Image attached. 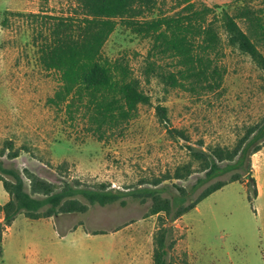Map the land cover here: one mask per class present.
<instances>
[{
  "label": "rangeland",
  "instance_id": "374dc122",
  "mask_svg": "<svg viewBox=\"0 0 264 264\" xmlns=\"http://www.w3.org/2000/svg\"><path fill=\"white\" fill-rule=\"evenodd\" d=\"M190 1L217 10L227 8L231 13V7L243 3L264 7L262 0ZM173 5L167 0L158 12H172ZM75 7L73 0H48L47 4L41 0H0V148L6 141H13L20 150L13 161L18 169H29L58 188L65 182L79 181L83 185L107 183L130 193L135 188L150 187L189 160L186 142L169 136L157 116L158 106L167 108L170 127L185 130L192 145L203 141L206 146L233 147L246 127L264 123V74L249 57L227 48L224 94L197 99L181 90L165 91L154 79L147 82L141 70L150 43L119 25L102 55L125 61L143 80L151 101L140 107L137 118L108 131L103 141L98 140L84 117V108L72 121L65 104H48L61 84L60 74L42 67L40 40L36 41V29L41 27L24 16L39 12L66 16L74 13ZM263 156L260 151L251 158L257 188L262 192L253 206L248 200L253 188L247 183H231L175 223V242L170 251L175 264H264ZM198 177L195 174L188 181L165 184L188 187ZM8 200L0 183V206ZM151 204L129 197L125 206H92L85 214L67 217L77 222L104 218L110 220V226L118 225L119 220L139 223L144 239L152 241L149 252L154 264L158 216H148ZM55 230L59 233L52 220L19 216L4 233L0 264H49L50 248L58 238ZM144 248L146 251V241ZM56 262L64 264L62 260Z\"/></svg>",
  "mask_w": 264,
  "mask_h": 264
},
{
  "label": "trees",
  "instance_id": "16d2710c",
  "mask_svg": "<svg viewBox=\"0 0 264 264\" xmlns=\"http://www.w3.org/2000/svg\"><path fill=\"white\" fill-rule=\"evenodd\" d=\"M73 1L74 13L66 16L44 12L24 16L41 27L36 29V41L40 40L42 67L60 74L61 84L48 104H65L72 121L84 108V117L93 126L90 130L100 141L108 131L137 118L140 107L151 101L143 80L125 61H112L102 55L119 25L149 41L141 76L147 82L156 80L165 91L181 90L197 99L222 96L227 48L249 57L264 74L263 6L243 3L231 7V13L227 8L217 10L190 0H171L174 7L168 13L158 12L167 0ZM41 2L47 4L48 0ZM156 110L169 136L186 142L189 160L150 187L135 188L130 193L107 183L83 185L79 181H68L58 188L29 169H18L13 161L20 150L13 141H6L0 148V183L10 200L0 207V258L4 233L21 215L39 220L85 214L92 206H125L130 197L142 203L151 201L148 216H158L154 264H175L170 259L175 223L204 199L231 183H247L253 188L252 196L248 192L253 206L259 191L251 158L264 147V123L246 127L233 147L206 146L203 141L192 145L185 130L170 127L166 107L158 106ZM195 174L199 175L197 181L188 187L165 184L188 181Z\"/></svg>",
  "mask_w": 264,
  "mask_h": 264
},
{
  "label": "crops",
  "instance_id": "0c3cea01",
  "mask_svg": "<svg viewBox=\"0 0 264 264\" xmlns=\"http://www.w3.org/2000/svg\"><path fill=\"white\" fill-rule=\"evenodd\" d=\"M261 152L264 153V148ZM261 194L259 191L258 199ZM65 215L39 219L52 220L54 228L56 224L59 231L55 230L58 238L53 240L50 248L49 264H56L58 260L64 264L73 261L75 264H152V252H149V247L152 251V241L144 239L139 223L119 220L118 225L110 226V220L104 218L77 222ZM94 227L104 230H92Z\"/></svg>",
  "mask_w": 264,
  "mask_h": 264
}]
</instances>
